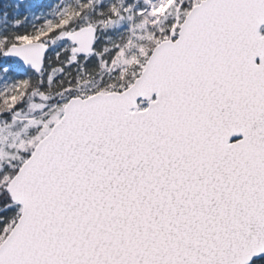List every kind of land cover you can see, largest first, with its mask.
Returning <instances> with one entry per match:
<instances>
[{
	"label": "snow or ice",
	"instance_id": "1",
	"mask_svg": "<svg viewBox=\"0 0 264 264\" xmlns=\"http://www.w3.org/2000/svg\"><path fill=\"white\" fill-rule=\"evenodd\" d=\"M0 264H264V0H0Z\"/></svg>",
	"mask_w": 264,
	"mask_h": 264
}]
</instances>
